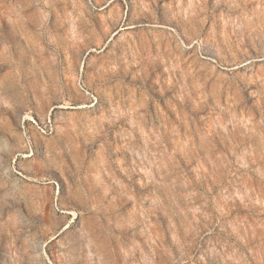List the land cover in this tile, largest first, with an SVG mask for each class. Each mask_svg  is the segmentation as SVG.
<instances>
[{
	"label": "rangeland",
	"instance_id": "rangeland-1",
	"mask_svg": "<svg viewBox=\"0 0 264 264\" xmlns=\"http://www.w3.org/2000/svg\"><path fill=\"white\" fill-rule=\"evenodd\" d=\"M0 264H264V0H0Z\"/></svg>",
	"mask_w": 264,
	"mask_h": 264
}]
</instances>
